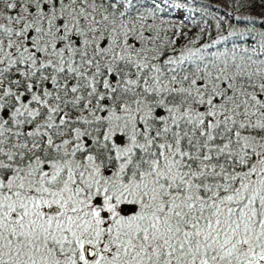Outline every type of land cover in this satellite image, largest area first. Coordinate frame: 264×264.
<instances>
[{
    "label": "snow or ice",
    "instance_id": "obj_1",
    "mask_svg": "<svg viewBox=\"0 0 264 264\" xmlns=\"http://www.w3.org/2000/svg\"><path fill=\"white\" fill-rule=\"evenodd\" d=\"M214 5L0 0V264H264V0Z\"/></svg>",
    "mask_w": 264,
    "mask_h": 264
},
{
    "label": "trees",
    "instance_id": "obj_2",
    "mask_svg": "<svg viewBox=\"0 0 264 264\" xmlns=\"http://www.w3.org/2000/svg\"><path fill=\"white\" fill-rule=\"evenodd\" d=\"M196 5H197V8H196L195 15L193 16V21H195L196 23H199L201 27H204V24H203L204 20H208L210 22V24L213 25V26H210V27L207 28L208 35H206V36H198V40H199L200 43H207V42L211 41L212 39H220L221 35H227L228 34V32L231 30L229 28V24H233L234 25V23H235L234 21H232L230 19V17L232 15H235L234 13H231L230 10L226 11V10H223V9H216L214 7H210V8L207 9L206 14L202 15L203 5H205V4H196ZM169 12H171V10H169ZM225 13H227L228 15H225ZM213 16H217V17H221L222 18L223 32H221L220 28L214 27L216 21L214 19H212ZM189 23L192 24V21H190ZM243 28H245V27L240 26V27H237L236 29H243ZM195 32H196V28L193 26L191 28V31H189V35L191 36ZM233 39H235V38L234 37L230 38L226 42V46L227 47H229V48L232 47ZM236 43L240 47H250V45H248V44H246V43H244L242 41H239V40H237ZM218 47L223 48L224 46L220 45Z\"/></svg>",
    "mask_w": 264,
    "mask_h": 264
},
{
    "label": "rangeland",
    "instance_id": "obj_3",
    "mask_svg": "<svg viewBox=\"0 0 264 264\" xmlns=\"http://www.w3.org/2000/svg\"><path fill=\"white\" fill-rule=\"evenodd\" d=\"M193 3H194L195 8H197V5L196 4H207L208 3V0H193ZM212 7L216 8V9H223V10L229 11V9H227V8H221V7H219V5H214ZM171 12H172V10H171ZM259 12H260V9L257 8L256 9V14L258 15ZM236 30L238 32H243V33L252 32V33L257 34V35L262 31L260 28H258V27H252V26H249L248 28L236 29Z\"/></svg>",
    "mask_w": 264,
    "mask_h": 264
}]
</instances>
